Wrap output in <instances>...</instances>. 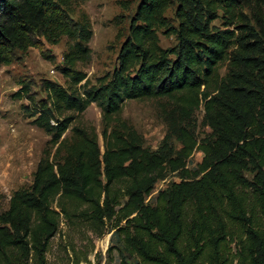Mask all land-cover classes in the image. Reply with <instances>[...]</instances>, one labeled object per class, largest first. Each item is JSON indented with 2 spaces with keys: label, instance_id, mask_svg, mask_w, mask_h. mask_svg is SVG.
<instances>
[{
  "label": "trees",
  "instance_id": "obj_1",
  "mask_svg": "<svg viewBox=\"0 0 264 264\" xmlns=\"http://www.w3.org/2000/svg\"><path fill=\"white\" fill-rule=\"evenodd\" d=\"M86 1L0 0V67L32 48L52 61L44 44L67 40L56 68L66 86L21 79L11 96L50 139L32 184L0 213V264H47L61 224L97 238L111 230L119 264H264V0H139L116 66L94 83L77 68L91 57L90 22L72 17ZM174 3L176 24L165 16ZM160 34L176 44L161 47ZM162 98L175 107L169 129L180 144L170 158L120 119L127 101ZM91 104L102 153L94 129L71 126ZM200 107L211 133L198 141L180 122ZM194 151L203 156L189 170ZM165 171L180 181L150 206Z\"/></svg>",
  "mask_w": 264,
  "mask_h": 264
},
{
  "label": "rangeland",
  "instance_id": "obj_2",
  "mask_svg": "<svg viewBox=\"0 0 264 264\" xmlns=\"http://www.w3.org/2000/svg\"><path fill=\"white\" fill-rule=\"evenodd\" d=\"M138 2L139 0H88L73 10L72 17L77 20L85 15L92 29V38L88 44L91 50L90 60L85 65L77 66L92 83L96 78L110 73L116 66L119 48L128 34L129 23ZM175 7L174 3L165 13L172 24H176ZM245 14L250 20L249 14ZM220 16L219 13L212 23L218 28H221L222 23ZM251 23L254 24V21ZM159 40L163 48L176 44L173 36L164 37L160 34ZM66 42V38H61L57 45L44 44L43 51L51 56L52 61L43 59L39 50L32 48L24 54L18 53V59L10 65L0 67V213L7 210L9 198L14 192L32 184L33 174L50 139L31 124V119L24 118L20 105L27 102L13 100L11 96L19 89L18 81L21 79L38 84L41 78H45L65 87V79L56 68L62 64ZM220 74H224V69L220 70ZM33 90L37 92L38 99L43 97L37 86ZM171 111L174 112L175 107L166 98L131 100L123 105L120 119L136 131L144 148L170 158L180 149V144L169 129ZM180 124L198 141L211 133L204 123L202 107L189 122ZM71 126L94 129L102 153V117L94 104L78 116ZM202 156L201 152L194 151L186 161V168L195 170ZM252 174L247 171L245 177L251 179ZM179 181L177 173L165 171L145 202L153 206L158 192L167 190L172 183ZM60 229L61 232L51 240L46 254L47 264H75L77 260V264H119L118 249L121 248L111 238V230L108 229L103 236L97 238L89 232L70 234L63 224ZM69 241L73 242L75 252L67 248ZM111 246L115 248L112 251L109 250ZM127 261L131 262L130 259Z\"/></svg>",
  "mask_w": 264,
  "mask_h": 264
}]
</instances>
